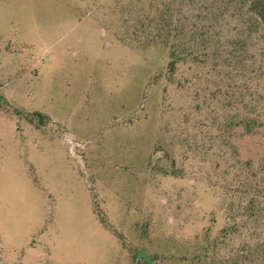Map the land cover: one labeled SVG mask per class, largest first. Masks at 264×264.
I'll list each match as a JSON object with an SVG mask.
<instances>
[{
    "label": "rangeland",
    "instance_id": "374dc122",
    "mask_svg": "<svg viewBox=\"0 0 264 264\" xmlns=\"http://www.w3.org/2000/svg\"><path fill=\"white\" fill-rule=\"evenodd\" d=\"M226 1L0 0V264L261 263L256 222L221 230L264 157V57L236 102L229 51L181 60L192 26L245 22Z\"/></svg>",
    "mask_w": 264,
    "mask_h": 264
},
{
    "label": "trees",
    "instance_id": "16d2710c",
    "mask_svg": "<svg viewBox=\"0 0 264 264\" xmlns=\"http://www.w3.org/2000/svg\"><path fill=\"white\" fill-rule=\"evenodd\" d=\"M205 1L206 0H200L201 6L198 10L206 16L213 14L222 8L216 7L215 4L217 1L221 2L222 0H212V3L210 4H206L207 2ZM247 2V10L240 16L245 17V22L243 20L240 22L241 20L239 18L240 23L236 26L234 36L223 44H216L211 48L210 41L213 40L215 34L213 30H211L209 26L206 27L205 24L201 25L199 33L196 31V26H192L189 38L181 42L184 49V55L181 57V60H183L184 63L202 62L204 60L202 56H205L204 53H206L207 59L210 58L211 60H214L219 51H229V57L227 60H230L229 63H231V65L228 66V69L231 67V72H233L231 74L235 77L231 80L233 102L237 101L236 96L238 93L240 94V92H242L241 89L243 88V85L245 86L246 83L248 84V80H252L251 77H248V80H241L240 78L242 75L246 77L247 74H244L245 68L250 67V65L254 63L253 61L251 62L252 58L250 55H247L249 47H256L253 51L264 57V0H247ZM226 4L228 5V8H234L236 6L240 7L241 5H244V0H227ZM193 46L199 48L198 52L197 49L192 48ZM170 57L171 58L167 64V71L173 73L177 62L174 49L171 50ZM262 65H264V61L260 63L259 67ZM218 93L222 96L221 91H218ZM250 97V103H253V101H256L257 97L260 96L256 90L255 92L250 93ZM254 121L255 120L252 118L251 114H247L238 124L243 125L247 129H251ZM245 168L251 173L252 178L250 174L246 176L244 174H236L233 179V186L231 187L233 188V200L240 198L241 195H244L247 199L243 206L244 212L242 213L246 218L240 223L234 221L232 225L222 228L221 235L225 236L228 233L235 231L237 228L245 227V223L243 222H256L257 227L261 231L259 236H256L258 231H255V228L251 229L249 235L253 241L258 237L257 239L259 240H256V248H259L264 252V157L260 160L257 166L248 162ZM256 175L257 177L254 179V176ZM237 204L241 207L242 201L240 200ZM247 211H249V213L251 212L250 216H248ZM134 257H139L138 250L134 253ZM260 264H264V258Z\"/></svg>",
    "mask_w": 264,
    "mask_h": 264
}]
</instances>
